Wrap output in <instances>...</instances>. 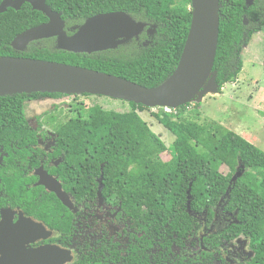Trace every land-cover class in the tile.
I'll use <instances>...</instances> for the list:
<instances>
[{"label": "trees", "instance_id": "16d2710c", "mask_svg": "<svg viewBox=\"0 0 264 264\" xmlns=\"http://www.w3.org/2000/svg\"><path fill=\"white\" fill-rule=\"evenodd\" d=\"M46 3L53 12L61 14L68 36L74 33L71 29L88 18L114 12L126 13L155 29L147 39L145 36L138 39L146 40L144 43L133 40L131 45L91 55L58 51L54 39L31 43L24 52H17L11 48L13 39L47 22L41 13L24 4L19 11L7 9L0 14V57L80 67L147 89L162 85L175 71L191 22L190 0H47ZM219 5V35L213 64L218 93L237 79L243 67V48L264 27V0H254L251 7H246L244 0H219ZM244 17L247 25L243 24ZM37 96L61 95L0 97V146L7 148L11 143L30 138L25 103ZM128 105L127 112H116L94 104L84 112V117L70 122L73 127L66 136L68 159L71 166L74 161L80 164H73L74 173L79 174L63 179V183L74 190L73 195L81 198L82 190L86 189L88 201L93 202L102 174V198L121 203L128 216L145 215L148 221L182 228L190 220L185 213L188 199L190 210H210L221 203L235 220L229 228L231 238L250 237L264 249V153L219 123L200 124L183 118L190 104L178 108L176 115H153L174 137L166 147L140 117L149 109ZM167 151L171 158L163 161L161 156ZM238 172L241 175L233 181Z\"/></svg>", "mask_w": 264, "mask_h": 264}, {"label": "flooded vegetation", "instance_id": "af4514ba", "mask_svg": "<svg viewBox=\"0 0 264 264\" xmlns=\"http://www.w3.org/2000/svg\"><path fill=\"white\" fill-rule=\"evenodd\" d=\"M148 28L139 38L150 36ZM81 97L28 101L54 103L25 114L29 139L0 146V264H264V249L250 237L231 238L235 220L221 203L210 210L186 208L190 220L182 228L128 216L121 203L99 201L97 192L93 202L86 189L74 196L63 179L78 176L73 164H80L70 165L66 136L70 122L88 108L63 111L55 101ZM58 185L66 204L55 193Z\"/></svg>", "mask_w": 264, "mask_h": 264}, {"label": "water", "instance_id": "95a60500", "mask_svg": "<svg viewBox=\"0 0 264 264\" xmlns=\"http://www.w3.org/2000/svg\"><path fill=\"white\" fill-rule=\"evenodd\" d=\"M47 0H3L0 14L7 9L19 11L28 4L32 11L41 13L47 22L17 35L11 48L24 52L28 45L55 39V49L72 54L91 55L116 50L135 40L147 24L135 21L122 12L100 14L88 18L68 36L60 13H55ZM251 7L254 0H244ZM191 22L182 54L173 74L162 85L147 89L124 79L59 63L32 60L22 57H0V97L30 94H60L66 96H98L125 103L141 105L147 109L167 107L178 109L204 96L218 94L213 64L219 35V0H190ZM247 25V19L243 18ZM147 34L151 35V30ZM102 168V167H101ZM102 171V169H101ZM241 175L238 172L233 181ZM103 175L97 180V199L101 201ZM41 184V183H39ZM54 191L66 204V197ZM189 194V190L187 192ZM189 199L187 211H189Z\"/></svg>", "mask_w": 264, "mask_h": 264}, {"label": "rangeland", "instance_id": "374dc122", "mask_svg": "<svg viewBox=\"0 0 264 264\" xmlns=\"http://www.w3.org/2000/svg\"><path fill=\"white\" fill-rule=\"evenodd\" d=\"M241 59L243 67L234 82L226 84L217 95H207L198 103H190L182 117L200 124L219 123L264 153V27L252 35L248 45L242 50ZM55 102L63 111L68 107L87 109L94 104L104 110L116 112H127L130 109L128 103L98 96L81 97L73 101L61 99ZM53 103L50 99L35 103L27 101L25 114L29 116L33 111L50 109ZM140 117L166 147L171 145L174 137L158 124L150 110L141 113ZM161 158L168 161L171 155L167 151ZM222 173H226L225 170Z\"/></svg>", "mask_w": 264, "mask_h": 264}, {"label": "built area", "instance_id": "2783aa9c", "mask_svg": "<svg viewBox=\"0 0 264 264\" xmlns=\"http://www.w3.org/2000/svg\"><path fill=\"white\" fill-rule=\"evenodd\" d=\"M151 112V115H176L177 114V109H171L167 107H156L149 109Z\"/></svg>", "mask_w": 264, "mask_h": 264}, {"label": "crops", "instance_id": "0c3cea01", "mask_svg": "<svg viewBox=\"0 0 264 264\" xmlns=\"http://www.w3.org/2000/svg\"><path fill=\"white\" fill-rule=\"evenodd\" d=\"M217 95V94H216Z\"/></svg>", "mask_w": 264, "mask_h": 264}]
</instances>
